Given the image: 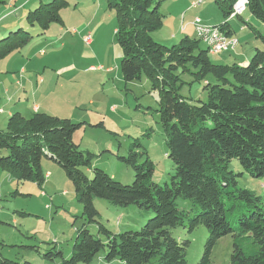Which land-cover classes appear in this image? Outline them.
<instances>
[{
    "label": "trees",
    "instance_id": "obj_1",
    "mask_svg": "<svg viewBox=\"0 0 264 264\" xmlns=\"http://www.w3.org/2000/svg\"><path fill=\"white\" fill-rule=\"evenodd\" d=\"M105 1L116 15L115 37L123 54L120 68L124 81L140 80L144 75L158 95V113L174 174L170 185L153 183L154 163L148 158L139 164L144 153L137 150L142 145L136 141L128 157L120 158L135 172L132 185H123L97 168L89 178L82 168L91 167L93 156L73 141L83 123L46 113L30 118L14 113L6 129L0 130V168L18 183L30 181L42 187L46 181L42 159L55 161L74 183L86 222L98 223L99 235L106 238L105 242L84 227L69 259H64L62 252L48 253L47 258H60L62 264H89L104 250L107 264H188L189 242L180 243L172 232L181 227L193 232L204 226L209 236L199 264H211L214 248L228 235L252 238L259 247L247 255L235 245L232 264H264V203L255 192L239 189L237 178L242 173L236 175L230 169L231 162L238 160L252 177L264 176V37L253 29L263 48H257L247 66L218 65L197 35L170 48L154 40L152 33L164 23L155 0ZM215 1L223 22L202 23L218 28L226 37L236 36L230 20L240 17L233 16L240 0ZM247 1L250 13L264 23V0ZM3 3L5 0H0V6ZM68 5V0L43 4L28 13L27 24L40 27L44 35L53 23L64 25L61 11ZM31 39L22 29L2 39L0 60L25 48ZM189 66L197 70V79L207 83L206 101L195 102L178 93V72L189 71ZM209 77L213 83L208 82ZM95 199L117 207L137 206L154 217L139 231L114 234L98 222ZM179 199L189 201L191 208L179 207ZM236 210L243 212L238 228L229 221ZM3 264L19 263L4 260Z\"/></svg>",
    "mask_w": 264,
    "mask_h": 264
},
{
    "label": "rangeland",
    "instance_id": "obj_2",
    "mask_svg": "<svg viewBox=\"0 0 264 264\" xmlns=\"http://www.w3.org/2000/svg\"><path fill=\"white\" fill-rule=\"evenodd\" d=\"M189 1L155 0V3H159V11L164 17L162 28L152 33L155 41L170 48L179 44L185 37L196 38V18L208 25L221 23L222 10L215 0H207L205 4L191 11L183 10ZM93 3L94 9L89 11L87 5L80 3L76 6L69 0V5L61 11L64 25L53 23L46 36L40 37L39 41L47 40V43L34 50L37 56L31 61L32 65L40 64L42 70L35 76L45 80L44 84L41 83L44 89L41 90L39 98L45 101L46 95H51L49 103L65 102L66 104L60 102L56 109L63 113L62 118L69 116L71 118L64 119L76 124L83 123L74 133L73 141L81 150L93 156L91 167L82 168L87 177L92 178L93 169L97 168L123 185H132L135 172L120 158H127L129 150L138 141L142 148L137 150L144 153L139 159V164L148 158L154 163L152 182L161 186L170 185L174 165L168 158L166 133L158 113V95L153 92L150 81L144 75L140 80L130 83L124 81L120 68L123 54L121 53V57L117 56V50L120 48L112 35L116 22L115 12L108 8L105 0L102 2L103 6L97 0ZM22 16L18 20L16 31L22 29L36 38L39 32L32 35L26 14ZM92 17H95L94 24L98 25L99 32L93 44H86L82 35H76L74 32L80 30ZM17 18H8L2 25ZM190 21H193L194 29L188 25ZM230 22L239 39V46L234 50L210 56L214 64L230 65L237 62L245 67L254 57L257 48H263L262 40L253 29L264 37V23L248 9L242 16L231 19ZM184 26L187 27L185 31ZM7 37L8 35L2 39ZM31 41L29 46L25 47L26 50H32ZM201 47L205 48L202 43ZM24 55L27 61L29 55ZM16 63L17 61H14L11 68H14ZM19 68L20 64L14 69L18 71ZM189 69L186 72H178V93L195 102L206 101L204 87L207 83L197 79L194 75L197 73L196 69L190 66ZM28 72L35 73L36 67L30 68ZM12 75L15 79L19 78V73ZM208 82L213 83L212 78L209 77ZM13 83L15 85V82ZM9 84L11 85V82ZM13 89H18V86L15 85ZM15 101L22 105L29 103L30 106L34 103L30 94L28 98L21 95L20 99ZM47 102L45 104L51 107ZM28 110L27 112H31ZM78 117L81 120H78ZM1 154H5V151ZM230 169L236 175L242 173L237 178L239 189L255 192L264 203V176L252 177L242 169L238 160L231 162ZM42 170L45 176L48 173V177L44 185L39 187L30 181L18 183L9 172L0 168V264H3L4 260L19 264H62V259L51 261L46 255L62 252L64 259H69L79 232L84 227L99 239H106L99 235L98 223L86 222L74 183L68 178L66 171L48 157L42 159ZM177 203L181 208H191L189 201L179 199ZM94 206L99 213L98 222L114 234L139 231L154 217L152 212L137 206L117 207L103 199H95ZM241 213L243 212L236 210L229 216L234 228L239 226ZM172 233L180 243L189 242L188 264H199L209 236L207 228L201 226L189 232L188 228L181 227ZM235 245L240 246L247 255L259 249L252 238L228 235L214 248L211 264H232L231 257ZM106 254V251H101L89 264H107Z\"/></svg>",
    "mask_w": 264,
    "mask_h": 264
},
{
    "label": "crops",
    "instance_id": "obj_3",
    "mask_svg": "<svg viewBox=\"0 0 264 264\" xmlns=\"http://www.w3.org/2000/svg\"><path fill=\"white\" fill-rule=\"evenodd\" d=\"M51 0H5V3H3L0 6V41L2 40V38H4L6 35H11L13 32H16V28L18 25V20L21 18L20 16H22V14H26V16L28 15V13L30 11H34L35 9H37L38 7H40L43 4H46L45 2H50ZM95 0H72V2L74 4H76V6L80 3H82L84 6L87 5V8L89 11H92L94 9V2ZM101 2V6L103 0H97ZM197 0H190V3H186V6H184L183 10L186 11H191L193 10L192 8V3L196 2ZM69 2V0H68ZM33 8H35L34 10H32ZM190 9V10H189ZM195 9V8H194ZM27 12V13H26ZM184 15V14H183ZM185 16V15H184ZM14 17H18L15 21L13 22H8L5 25H2V23L4 22V20L8 21L10 19H14ZM23 17V16H22ZM94 19L95 17H92L90 20H88L87 24L84 25L80 30H77L76 35L78 33H80L82 35V40L84 41V37H86L87 35H89L91 37V41L89 43L86 42V44H93V40H95L97 38L98 35V25L94 24ZM194 21V20H193ZM193 21H190L188 25H191L194 29L193 26ZM223 22V19L221 21V23ZM116 22L114 23V28L112 31V35L116 34ZM187 27H183L184 31L186 30ZM35 32H39V34L36 36V38H34L32 36V50H26V48H23L21 50L15 51L14 53H12L10 56L6 57L5 59L0 60V130H5L7 127V123H8V118L10 116H12L14 113H20L23 116L25 115V117L30 118L32 117L34 114L36 113H46L52 116H56V117H63L59 110L57 109V106H60V102L66 104L63 101H60L58 103H49V99L51 97L47 96V99L45 101H41V98H39V95L41 93V90L44 89V87L41 85V83L44 84L45 80L43 78L40 77H36L35 75H37L39 72H41V68H40V64H36V65H32L33 61V57L37 56L36 53L34 52V50H36V48L44 44L47 43V40L45 41H39L40 37H45L46 33L48 31L45 32L44 35H41L42 31L40 27H33L32 28V35ZM195 32V30H194ZM72 32V34H74ZM197 35V34H196ZM116 39V37H115ZM30 42V41H29ZM85 42V41H84ZM117 42V41H116ZM27 46H29V43L27 44ZM119 47V46H118ZM120 48V47H119ZM121 50V48H120ZM120 50H117V56L121 57L122 56V50L120 52ZM29 55V59L31 58L32 60H25V55ZM42 56V54H41ZM17 61L15 67L20 64V68L17 70H15L14 68H11V64ZM237 63V62H236ZM36 67V72L35 73H31L28 72V70H30V68H34ZM46 68V67H45ZM10 70H12L13 72H11ZM46 70V69H45ZM44 70V72H45ZM64 70V69H63ZM62 70V71H63ZM61 71V72H62ZM12 73H19V78L15 79V76L12 75ZM44 80V82H43ZM9 82H11V85L9 84ZM15 85L18 86V89H13L14 88V83ZM33 96V104L32 106H30L29 103H25L24 105H22L21 103H18L15 100H19L21 95H26L28 98V95ZM38 97V99H37ZM48 101V102H47ZM43 102V103H42ZM48 103L51 105V107L47 106L45 103ZM64 104L62 105L64 107ZM27 108V109H25ZM29 109V110H28ZM31 111V112H27ZM26 112V114H25ZM64 117V118H68ZM71 118V117H69ZM78 120H81V118L78 117ZM46 177H48V173L46 175Z\"/></svg>",
    "mask_w": 264,
    "mask_h": 264
},
{
    "label": "built area",
    "instance_id": "obj_4",
    "mask_svg": "<svg viewBox=\"0 0 264 264\" xmlns=\"http://www.w3.org/2000/svg\"><path fill=\"white\" fill-rule=\"evenodd\" d=\"M206 0H198L194 3H192V7H198L202 4L205 3ZM248 5V1L247 0H240L235 8H234V14L233 16L236 15H241L244 10L246 9ZM196 20H201L200 18H196L194 21V26H195V30L197 33V36L207 45V38L208 37H215V44L211 45V53L213 54H220L223 53L225 51H230V50H234L238 44L239 41L236 37H230V38H223L220 37V34H217V32H207V31H203L202 28H197L196 27ZM84 41L89 43L91 41V37L89 35H87L86 37H84Z\"/></svg>",
    "mask_w": 264,
    "mask_h": 264
},
{
    "label": "bare ground",
    "instance_id": "obj_5",
    "mask_svg": "<svg viewBox=\"0 0 264 264\" xmlns=\"http://www.w3.org/2000/svg\"><path fill=\"white\" fill-rule=\"evenodd\" d=\"M198 1V0H197ZM207 1V0H206ZM206 1H205V3H206ZM194 3V2H193ZM204 3V4H205ZM203 5V4H202ZM201 6V5H200ZM200 6H198V7H200ZM236 6V5H235ZM235 6H234V8H235ZM247 7H248V5H247ZM247 7H246V9H247ZM193 8V7H192ZM195 8H197V7H195ZM246 9L244 10V12L240 15V16H242L244 13H245V11H246ZM196 27L197 28H202V30L203 31H207V32H217V34H220V37H223V38H229L228 36L226 37L225 36V34H223L222 32H220V30L218 29V28H216V27H214V26H207V25H205V24H203L202 23V21L201 20H196ZM234 37H236V36H234ZM237 38V37H236ZM238 39V38H237ZM202 41V40H201ZM238 41H239V39H238ZM203 42V41H202ZM204 43V42H203ZM205 44V43H204ZM215 44V37H208L207 38V48L210 50V53H211V45H214ZM238 46H239V44H238ZM237 46V47H238ZM211 54H213V53H211ZM214 55H216V54H214Z\"/></svg>",
    "mask_w": 264,
    "mask_h": 264
}]
</instances>
